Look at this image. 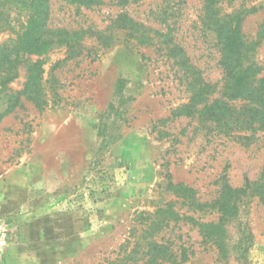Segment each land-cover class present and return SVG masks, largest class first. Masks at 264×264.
<instances>
[{
	"label": "rangeland",
	"instance_id": "374dc122",
	"mask_svg": "<svg viewBox=\"0 0 264 264\" xmlns=\"http://www.w3.org/2000/svg\"><path fill=\"white\" fill-rule=\"evenodd\" d=\"M217 7L220 15L256 7L241 32L247 43L257 41L253 59L264 67V0H221ZM7 12L0 45L11 48L29 12ZM122 12L144 25L149 44L114 26ZM48 22L100 33L79 36L71 57L57 44L45 54L23 53L0 71L1 264H108L122 245L133 246L145 214L166 202L182 215L217 220L215 210H194L166 191L167 178L210 203L221 177L240 187L264 173L262 132L242 142L197 117L171 115L190 94L168 45H179L203 79L222 83L203 0H99L91 7L49 0ZM26 58L42 59L40 108L18 93ZM10 101L16 105L7 111ZM162 237L186 254L185 264H264V202L241 197L226 223V253L185 220L171 222Z\"/></svg>",
	"mask_w": 264,
	"mask_h": 264
},
{
	"label": "trees",
	"instance_id": "16d2710c",
	"mask_svg": "<svg viewBox=\"0 0 264 264\" xmlns=\"http://www.w3.org/2000/svg\"><path fill=\"white\" fill-rule=\"evenodd\" d=\"M67 5L91 7L99 0H60ZM221 0H203V20L214 34L219 46L222 67V83L217 88L201 77L198 69L177 44L167 46L168 56L173 58L183 70L189 99L171 111L173 117H197L200 122L212 124L224 136L242 142L250 141L256 132L264 134V76H259L264 67L253 59L254 45L247 43L241 32L244 16L254 13L256 7L241 8L234 13L220 15L217 4ZM232 1V0H228ZM10 8L27 10L29 13L12 49L7 44L0 45V71L9 67L23 53L41 55L57 44L68 47V57L73 56V44L84 33L99 34L90 30L70 31L49 23V0H0V31L10 28ZM114 26L125 31L126 35L140 44H149L151 36L144 25L135 21L126 12L119 13ZM100 40V36H98ZM108 40V39H107ZM108 42V41H107ZM106 39H105V43ZM12 50L14 52H12ZM27 60L26 82L19 95L40 108L42 100V59ZM9 69V68H8ZM6 71V69H5ZM3 84V83H1ZM11 98V94L8 95ZM16 100V99H15ZM16 101H10L7 111L13 110ZM165 190L172 196L182 199L183 204L194 210L210 208L218 214L217 220L199 221L192 216L180 214L173 202H166L144 216V225L133 246L129 242L121 246L120 254L108 264H185L184 252L178 254L172 244L159 238V233L171 222L185 220L198 228L204 239L210 240L221 253H226V223L238 213V202L243 195H256L264 202V173L257 180L249 181L240 187L232 186L225 176L221 177L218 196L210 203H201L195 190L182 182L166 179ZM247 252L243 249L241 257Z\"/></svg>",
	"mask_w": 264,
	"mask_h": 264
},
{
	"label": "built area",
	"instance_id": "2783aa9c",
	"mask_svg": "<svg viewBox=\"0 0 264 264\" xmlns=\"http://www.w3.org/2000/svg\"><path fill=\"white\" fill-rule=\"evenodd\" d=\"M4 242H5V234L3 232H0V245H2ZM0 264H1V253H0Z\"/></svg>",
	"mask_w": 264,
	"mask_h": 264
}]
</instances>
